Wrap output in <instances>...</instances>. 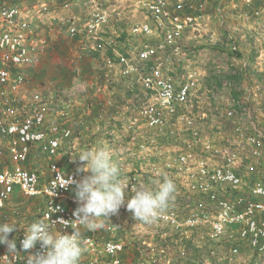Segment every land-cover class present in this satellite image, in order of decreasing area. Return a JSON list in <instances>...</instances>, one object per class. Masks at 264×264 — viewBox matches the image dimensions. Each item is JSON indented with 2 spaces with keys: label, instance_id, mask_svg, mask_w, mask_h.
<instances>
[{
  "label": "built area",
  "instance_id": "2783aa9c",
  "mask_svg": "<svg viewBox=\"0 0 264 264\" xmlns=\"http://www.w3.org/2000/svg\"><path fill=\"white\" fill-rule=\"evenodd\" d=\"M136 4L153 25L134 24L129 35L162 36L127 55L117 53L109 37L113 21L120 17L114 2L107 6L105 0H57L58 23L78 48L94 56L112 52L108 64L118 67L122 77L135 78L142 89L141 104L135 109L116 107L126 135L123 152L117 155L124 163L125 198L138 186L155 191L165 177L175 184V192L167 209L151 223L135 219L126 205L108 218L123 217L126 227L150 231L139 236L135 246L96 236L81 226L79 264H264V121L259 122V116L264 117V81H254L250 64L243 63L241 75L233 71L207 89L214 104L218 102L212 111L217 116L208 115L199 106L204 89L201 72L179 79L161 71L169 56L185 54L181 41L187 31L208 26L198 15L204 4L187 0H136ZM52 9L44 0L27 8L15 0H0V137L5 140L0 144V219L16 189L39 202L38 220L53 224V234H72L71 227L54 223L58 218L75 219L70 205L76 203L71 196L75 184L60 185L68 178L80 180L55 161L73 137L65 124L69 102L63 101L62 122L57 123L49 119V103L41 93L23 97L29 70L40 64L49 45L34 22L52 16ZM260 13L253 12L256 17ZM228 48L238 51L234 43ZM161 54L168 57L157 60ZM151 59L157 62L149 69L139 67ZM162 147L166 158L159 151ZM5 156L9 167L2 164ZM41 159L47 161L48 175L37 164ZM156 159L162 160V169L155 165ZM135 161L149 162L150 168L135 170ZM53 208L59 211L52 213ZM23 237L24 230L9 236L15 239L17 252L0 250V264H27L28 254L44 251L38 243L24 253Z\"/></svg>",
  "mask_w": 264,
  "mask_h": 264
},
{
  "label": "rangeland",
  "instance_id": "374dc122",
  "mask_svg": "<svg viewBox=\"0 0 264 264\" xmlns=\"http://www.w3.org/2000/svg\"><path fill=\"white\" fill-rule=\"evenodd\" d=\"M46 3L53 7L52 11H54L52 16H43L40 18H37L34 22L37 32L41 35L47 38L48 40V48L46 52V61L52 63V67L60 68V74L63 75L61 80L63 81V84H59V87H63V85H70L75 86L78 82L77 76L79 77V83L85 79H89L92 76V72L94 69L92 68V63L90 59L95 58L96 56L92 55L88 51H84L80 48H78V45L75 41H71L70 38L64 33V31L60 30L61 25L58 23V17L59 10L57 9V0H44ZM190 2H202L204 4V8L201 10V12H198V15H202V18L204 15L211 14L215 17L219 18L220 14H224L223 12H226L228 15H233L231 18H217L218 21L214 22L213 25L210 27L208 25L205 30H201L199 32H189L187 31L184 34V37L181 41V45L183 47V50L185 52H190L191 56L194 54L196 55L195 58H193V61L196 63L190 65V68L185 70L186 63L182 61V59L189 58H182V57H172L167 56L168 54H161L158 56L157 60H163L164 58L168 57L170 62L163 64L161 71L163 73H167L169 75H172L170 72V69L172 65L171 63H175V61H180L177 64H179V71L177 72V75L175 78L181 79L183 76H185L187 73L194 71V68H197L196 72L202 71V69H206V72L208 71L210 77L214 79V76H219V74H226L227 76L230 75L233 71L239 72L241 75V70L243 69V63L250 64V75L254 76V81H264V0H252V3L250 5H245L242 0H218V4L216 3V0H187ZM16 3H18L21 7L27 8L29 4H35L37 0H15ZM119 6V14L120 17L118 20L113 21V27L110 31L109 37L111 40H113L114 47L116 49V52L119 54L127 55L135 50V48L147 45V44H154L157 41L161 39V34H152L149 36H142V37H132L129 35V30L131 26L137 23H148L149 25H153L149 18H146L143 13L139 10L138 5L136 4V0H105V4L107 6L113 5ZM255 10H259L260 16L256 17L254 16L253 12ZM240 14L242 17H234V15ZM227 16V15H226ZM114 17V16H113ZM202 20V19H201ZM209 29L213 30V37H210L212 33H209ZM208 35H205V34ZM191 39H187V38ZM71 42V43H70ZM62 44V46H58V44ZM236 44L238 46V51L235 53H231L229 51V45L230 44ZM216 44V45H213ZM213 46L215 49H212ZM204 49H206L204 51ZM110 51V50H109ZM113 53L107 52L104 54V52L100 53L101 56H110ZM207 53V54H206ZM206 54V55H205ZM44 55V54H43ZM45 57V56H44ZM61 57V58H60ZM155 63L157 62L154 60ZM192 61V62H193ZM235 61V63H233ZM60 62V63H58ZM230 63H232V66H230ZM59 64V65H58ZM236 64V65H234ZM39 66V65H38ZM36 66V67H38ZM34 67V68H36ZM58 68V69H59ZM118 68V67H117ZM147 69H149L147 67ZM192 69V70H191ZM209 69V70H207ZM119 70V68L117 69ZM116 72V78L118 79V83L113 87V92H116L114 94L113 100H111L110 104H108V108L113 109L112 113L109 116V119L113 122H116L117 128L111 129L112 131L103 130L100 131H94V135L98 137L99 140H103V142L108 146L110 143L115 144H123L125 142V133L123 130H121L122 126L120 121H118L120 116L116 114V107L123 108L129 107L127 106V102H133L130 108L135 109L137 107V93L139 98V105L141 104V97H142V89L139 88L137 85L134 86V95L135 97H131L130 99H124L125 93L127 92V89L124 87L121 81V74L120 72ZM199 70V71H198ZM262 70V71H259ZM30 73V71H29ZM28 73V75H29ZM205 73V71H203ZM215 74V75H213ZM65 75V77H64ZM49 76V74H46V77ZM67 76V77H66ZM226 77V76H224ZM48 79V78H47ZM30 75H29V83L30 81ZM45 81V80H44ZM44 81H38V83H35L34 86L36 87H42ZM78 83V84H79ZM212 84V83H211ZM216 84H212L211 87H213ZM243 85H248L247 82H242ZM31 87V85H29ZM44 87V86H43ZM52 88L57 89V84H53L51 86ZM204 87V86H203ZM211 87H206L202 90L207 91V89H211ZM201 90V95L203 94ZM79 91V90H78ZM38 92V91H37ZM29 94V91L27 92ZM205 97H201L200 103L201 106L204 107L206 102ZM211 105V107H208L210 109H213L216 107L217 103L214 104V101L207 102ZM138 105V106H139ZM200 106V109L202 107ZM218 107H220L218 105ZM206 108V107H204ZM209 109V110H210ZM68 110V109H67ZM205 112L206 109H203ZM263 111H264V105H263ZM264 117L259 116V122H263ZM88 135H91V131L88 132ZM75 136L72 137V140L68 143H65V146L59 152V166L62 168L65 173L74 172L73 169L76 167V165L79 167V162H68L63 160L64 152L73 151V139ZM4 139L0 137V144L4 145ZM71 148V149H70ZM86 147L83 148V150L86 151ZM105 149V147H104ZM87 150H91L90 147H87ZM159 151L163 152V155L166 156L167 151L165 148L159 149ZM120 152H123V150ZM120 152L115 151V154L120 155ZM58 157V156H57ZM42 160V159H41ZM56 160V158H55ZM156 163V166H159L160 169L163 168L162 160H154ZM4 166H11V163L9 159L5 156V158L2 161ZM152 162V161H151ZM120 169L122 170L123 164L120 160L116 163ZM162 165V166H161ZM150 168V163L148 162V166L144 170H148ZM67 170V171H66ZM122 172V171H121ZM77 173V172H76ZM78 177L81 175V178L84 176L83 172L82 174L77 173ZM86 175V173H85ZM122 175V174H121ZM79 178V179H81ZM249 181V179H247ZM261 181L264 184V178L261 179ZM13 196L5 202L4 208L2 210V218L0 219V223H11L16 225V229L9 234L15 235L17 232L24 230L27 228V226L38 220V213H39V202L36 199L28 198L22 195L19 191L16 189L14 190ZM73 192L71 193V196H73ZM76 198V197H74ZM74 209L78 207V202L76 200V203L70 204ZM123 219V217H121ZM122 219H108V218H101L97 221V223L101 226L89 230L85 227V230L89 233H93L96 236L105 238H110L113 240H118L123 243H129V244H138V237H145L147 236V233L150 231L146 229L139 230L138 227H126V223L122 222ZM126 220V219H125ZM124 221V219H123ZM148 230V231H147ZM0 250H7V245L3 246L0 244Z\"/></svg>",
  "mask_w": 264,
  "mask_h": 264
},
{
  "label": "clouds",
  "instance_id": "9594fccd",
  "mask_svg": "<svg viewBox=\"0 0 264 264\" xmlns=\"http://www.w3.org/2000/svg\"><path fill=\"white\" fill-rule=\"evenodd\" d=\"M76 159L80 162L77 171L86 175L78 181L68 178L60 185L67 187L75 184V197L78 202V207L73 212L75 219L70 222L58 218L54 222L65 228L71 227L74 231L72 234L60 231L53 234L50 231L53 224L45 223L42 219L30 223L24 229L21 248L24 253H29L39 243L44 251L28 254L27 264H79L83 250L79 231L81 226L93 230L101 226L97 223L98 220L109 218L125 205L135 219L151 223L167 209L175 192V184L165 177L155 191L138 186L131 190L134 195L125 198L124 193L128 186L123 183L121 169L107 150H86L78 154ZM53 209L52 213L59 211L58 208ZM15 229L14 224L0 223V244H6L8 252L12 253L17 252V246L14 238L9 240V234Z\"/></svg>",
  "mask_w": 264,
  "mask_h": 264
},
{
  "label": "crops",
  "instance_id": "0c3cea01",
  "mask_svg": "<svg viewBox=\"0 0 264 264\" xmlns=\"http://www.w3.org/2000/svg\"><path fill=\"white\" fill-rule=\"evenodd\" d=\"M224 1V0H221ZM216 3L218 4V0H216ZM224 14H220L219 18L221 19H229L233 17V15H228L226 12H223ZM227 15V16H226ZM234 17H242L240 14L234 15ZM218 17H215L211 14H206L203 16L202 21H207L208 25L210 27L213 25L214 22L218 21ZM209 33H212L210 37H213V30L209 29ZM205 34V33H204ZM208 35V34H205ZM187 39H191L190 37ZM71 40V39H70ZM72 41V40H71ZM71 43V42H70ZM58 46H62V44H58ZM213 46L212 49H215ZM206 49H204L205 51ZM46 52L43 53L40 64L36 68L30 69V82L24 89L23 91V97H28L30 93L33 92H39L43 95L45 100L49 103L48 104V115L49 119L51 121L61 123L62 118L59 116V110L64 108L63 101H68L69 102V108H68V119L65 121V124L68 125L72 131H73V146L72 150L73 151H68L64 152L63 156L65 161L68 162H79L76 157L78 154L81 152L85 151L83 150L84 147L87 150V147H90L92 151L98 150L105 147V150H107L111 156V159L117 163V154H115V151L120 152L124 149V143L123 144H115V143H110L108 146L103 142V140H99L98 137L99 135H94V131H100L102 132L103 130H110L117 128L116 122H113L109 119V116L112 113L111 108H108V104H110L111 100L114 98V94L116 92H113V87L118 83V79L116 78V72L117 67H111L108 64L107 56H101L102 54H96L95 58L90 59L92 63V68L94 71L92 72V76L89 79H85L79 83V77L77 76V81L78 82L75 86H70V85H63V87H59V84H63L61 78L63 75L60 74V68H55L54 66L52 67L51 62L46 61ZM46 54V55H45ZM109 54V53H108ZM207 54V53H206ZM205 54V55H206ZM110 55V54H109ZM45 56V57H44ZM179 57H184V58H189L187 59H182L186 63L185 70L190 68V65L196 63L193 61V58L196 57V55H192L190 52H185L184 55L179 56ZM61 58V57H60ZM155 59H151L147 63L140 64L139 67L145 70L147 67H150L154 65ZM193 61V62H192ZM180 61H175V63H171L172 65L170 72L172 73V76H176L177 72L179 71V64H177ZM60 63V62H58ZM235 63V61L233 62ZM59 65V64H58ZM236 65V64H234ZM230 66H232V63H230ZM197 71V68H194ZM142 70V71H143ZM192 70V69H191ZM194 70V71H195ZM209 70V69H207ZM199 71V70H198ZM205 71V73H203ZM118 72V70H117ZM202 73L204 76V81L203 85L204 88L206 87H211L212 84L220 83L222 78H225L224 76L227 77L226 74H219V76H214V79L209 78L211 74L209 72H206V69H202V71H199ZM46 74H49V76H46ZM215 75V74H213ZM65 77V75H64ZM67 77V76H66ZM44 81L42 87H35L34 84L38 83V81ZM122 84L124 87L127 89V92L125 93V98L124 99H130L131 97H135L134 93V86L137 85L140 88V84L135 81V78H124L121 77ZM57 84V89L52 88L51 86L53 84ZM212 83V84H211ZM31 85V87H29ZM36 85V84H35ZM44 86V87H43ZM79 90V91H78ZM29 91V94L27 93ZM64 95H68V100ZM138 93H137V106L139 105V98H138ZM201 97L206 98L205 106L206 108L201 106V102L199 106L202 107V109H206L207 114L210 116H217V114H213L212 111L214 109H210L208 107H211V105L207 102L212 103V99L210 98V94L207 93L206 89L205 92L201 95ZM131 98V99H132ZM201 99V98H200ZM225 99V98H224ZM133 102H127L128 108L131 107ZM125 107V106H124ZM123 107V108H124ZM210 109V110H209ZM209 122V120H208ZM91 131V135H88V132ZM71 149V148H70ZM122 154V152H120ZM56 157V162L60 159ZM76 159V160H75ZM59 162V161H58ZM80 163V162H79ZM37 164L42 166V169L47 173L48 175V169H47V161L46 159L38 160ZM124 164V163H122ZM134 169L139 170V169H145L148 166V163L146 161H135L133 163ZM80 167V165H79ZM78 166L74 167L73 171L76 173L82 174V172L77 171ZM130 169L129 167L126 169V171ZM67 171V170H66ZM76 173V174H77ZM85 175V173H83ZM78 175V174H77ZM81 178V175H79ZM73 196L75 197V191H73Z\"/></svg>",
  "mask_w": 264,
  "mask_h": 264
}]
</instances>
